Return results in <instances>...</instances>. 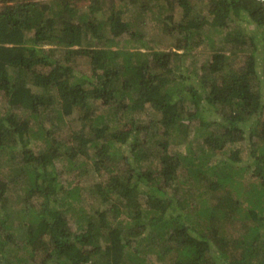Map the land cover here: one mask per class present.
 Here are the masks:
<instances>
[{
  "label": "trees",
  "instance_id": "1",
  "mask_svg": "<svg viewBox=\"0 0 264 264\" xmlns=\"http://www.w3.org/2000/svg\"><path fill=\"white\" fill-rule=\"evenodd\" d=\"M1 1L0 96L5 108L0 113V153L28 183L18 211L28 214L29 224L23 231L13 227L7 205L14 180L0 177V264H144L141 249H132L130 239L145 232L155 239L161 264H264V6L257 0H209L210 18L191 16L171 25L169 33L181 38L165 49L150 45L133 20L99 0H89L84 12H78L76 0ZM179 4L191 11L186 3ZM143 5V12L150 8L146 0ZM241 13L259 30L231 32L226 38L239 45L232 52L244 53L242 66L231 67L224 52L214 51L208 63L210 81L188 75L200 85L199 92L194 83L174 81L171 74L179 70L171 55L192 48L189 38L206 23L223 30ZM124 34L138 48L121 44ZM83 59L87 72L79 67ZM182 90L198 96L201 114L195 134L207 152L200 146L197 153L192 144L185 152L166 151L171 128L180 129L184 139L188 133L174 100ZM95 102L106 109L98 111ZM144 105L160 116L146 123L137 120L133 110ZM210 107L216 112L213 119L204 113ZM53 109V119L72 115L80 125L69 147L66 140L52 139L53 130L42 121L43 113ZM112 123L116 127L109 129ZM159 136L165 151L153 172L145 165V147ZM245 138L250 142L245 158L231 150L226 160L209 164L214 152H225ZM88 148L97 149L94 171L103 168L109 175L95 183V202L110 205L107 211L94 210L98 223L78 207L77 228L70 230L66 213L79 200V186L60 182L57 162L64 157L72 168L88 165L82 158ZM241 171L250 178L246 208L233 196L241 194L234 178ZM189 179L199 200L194 210L193 201L167 191L171 183ZM224 185L231 190L210 204L206 195ZM108 211L127 214L130 229L112 224ZM233 219L242 221V229L228 234L226 223ZM99 237L105 238L104 245ZM5 244L14 248L12 262L2 255Z\"/></svg>",
  "mask_w": 264,
  "mask_h": 264
},
{
  "label": "rangeland",
  "instance_id": "2",
  "mask_svg": "<svg viewBox=\"0 0 264 264\" xmlns=\"http://www.w3.org/2000/svg\"><path fill=\"white\" fill-rule=\"evenodd\" d=\"M99 1L102 6H112L115 7V9L121 10V15L124 18L133 20V22L136 24L135 26L137 30L143 33V39H145L150 45L157 47L160 46L165 49H167L166 47L169 43H172V40L181 38V35L177 34V32L169 33V31H172V29H169L171 25H173L174 23H182L185 20L189 19L191 16H205L208 19L210 18L208 13L209 0H154L150 2H147L148 0H146V3L150 8H144L146 9L144 12L142 10V7H144L145 5H143V2L145 0ZM1 3L2 1L0 0V5ZM75 3H77L78 12L87 11L86 6L88 5L89 0H76ZM179 3H186L187 7L190 6L191 11L189 12L188 8L186 9ZM99 16H101V14H99ZM142 16L144 18H142ZM237 31H245L249 34H253L254 32H257L259 30L255 29V25L249 23L244 14L241 13V15H235L233 17V20H228L226 29L217 31L211 28L209 23H206L200 33H196L194 35L192 34V36L189 38V41L193 44L195 43V45H193L192 48L185 50L184 52L182 50H176V56L173 54L171 55V58L173 59V65L175 64V67H177V70H179V73L171 74L175 79L174 81L194 83L193 85L196 86L199 92L200 85L198 83H195L197 81L192 79L194 77L189 78L188 75L190 73H195L200 76V80L204 79L205 81H210L213 78V75L209 72L208 63L214 51L224 52L227 55L226 61L228 62V64H231V67L239 68L240 66H242V59L245 58L244 53H242L238 49H236L235 52H232L233 48H237L239 45L237 43L235 44L234 42H229L228 39L226 40L229 33H235ZM123 38L125 40V43H122L124 41L123 40L121 44H126V47H129L131 50L134 48H138V46L133 45V42L127 41V39L130 40L127 34H124ZM138 50L142 51L143 53L149 52L147 48L140 46ZM143 57L145 56L143 55ZM147 60L151 61V56H147ZM80 63V69L83 70V72H87L88 66L85 63V60L83 59V61ZM180 73L181 75H184L183 79H181L182 77H180ZM197 97L198 96H194L189 92H184V90H182L180 94L176 95V97L174 96V100H176L177 110L181 114L182 120L180 121L183 125H186L188 133L186 138L184 139L182 137V132L180 129H170L169 135L165 137V139L169 141V144L166 147V151L170 154H175L177 151L185 152L188 144H192L197 153L199 152L198 148L200 146L201 148L206 146L202 137L195 134V131L199 126L198 124L201 114L200 110L196 108L195 104V100ZM94 104L95 106H97L98 111L103 112L106 109L105 107L100 106V103L98 102H95ZM4 108L5 104L0 96V113ZM54 112L55 109L47 110L41 117L42 121L45 123L44 125L46 129L53 130L50 133L52 139L55 138L59 141L66 140V144L69 147L70 144H74L75 141V138H73L71 135H76L75 133L79 132L80 125L76 120V116L72 115H64L62 121H57L52 118ZM133 113L134 117L143 123H146L151 117L156 118L160 116L159 113L156 110H153L149 105H144L142 110H133ZM204 113L206 116H208L209 118L211 116V118L213 119L215 117L214 113L216 112L212 107H210L209 110L204 111ZM178 123L179 121L176 122L177 125ZM110 127L114 128L116 127V124L112 123L111 125H109V129ZM161 137H158L159 141L155 142L153 140V143L145 147L146 152L148 153V156L145 159V165L147 166V169L153 172L159 170L160 166L158 157L162 154V151H165L163 145L160 143V141H162ZM35 142L41 143L42 141L40 139H37ZM249 145V140L245 138L239 142H236L235 144L227 146L225 152L219 151L216 154L214 152L212 158L209 161V164L214 163V160L217 159L226 160V153L231 150H238L239 156L245 158L246 148H248ZM206 148L207 147H205L204 149L205 152H207ZM96 152V148L86 149L85 154L82 156V158L88 161V165H83L82 167L72 168L69 161H67L64 157L58 159L57 168L60 174V182H62L66 187H71L72 184H77L79 186V200L72 203V209H69L66 213L70 230H75L77 228L76 226L78 225V213L76 214V212L79 211L76 209L78 207L81 206V213H83L87 217H91L94 222L98 223L100 219H98V217L94 215V210L106 209L107 211L110 205L109 202L103 204H100L98 201L97 203L95 202V183L98 181L105 182L109 177V175L103 168H100L101 170L98 172L94 171V163L97 158V155H95ZM16 171V165L7 160L6 154L0 153V177L3 176V178L5 179H10L13 177L14 180V182H10V190L8 191L11 204L10 206L7 205V207H10L9 211L11 212L12 216L11 222L13 224V227H17L18 230L23 231L26 228V225L29 224V217L27 213L23 214L18 210L23 205L20 201L25 198L26 186L28 185V183L26 180H22V176H17ZM183 176L186 178L185 174ZM234 178L240 181V185L237 187L241 190V194L239 195V191L233 188L234 191L238 192L237 194H233V196L234 198L242 200V207L246 208L247 203L244 198L247 199L249 197L244 193V191H246L249 187V185L247 184L248 180L250 179L249 174L241 171V173L234 176ZM23 179H26V177L23 176ZM169 186L170 187L167 188L168 192L175 191V195L181 197V199L184 198L183 196H185L188 200L194 202H192V210L198 207L199 200H197L196 195L193 193V190L196 186L192 184L190 179L189 183L177 181L175 185L171 183V185ZM139 189L141 191L142 189H145V187H139ZM152 189L155 190V188ZM229 190H231V187L229 185L221 186L215 191V193L212 192L211 194H207L206 199H208L209 203L212 204L214 203L218 195L226 194L227 192H229ZM214 194L215 196L212 197L211 195ZM145 197L146 196H144V194L139 193V200L142 203L145 202ZM32 200L33 199H29L28 203L38 204L39 202V200L37 199H35L34 202H31ZM119 204L121 205V203ZM108 213L109 215L107 216V219H110L112 224L121 226L122 229H130V225H132V223L130 222V220L128 221L129 216H127V214L119 212V215L118 213L116 214L111 211H108ZM113 215H116V217H114ZM82 219L79 221L82 222V225H84V220ZM226 229L228 234H236L239 229H242V221L240 219L237 221L233 219L230 223H226ZM145 233H142L139 237L135 236V238L133 239L131 237V248L133 249L135 248V246H138L141 249L140 258L143 259L144 264H161L157 260L156 249L158 248V245H156L157 243L155 239H153V241L149 237V235H146L147 233ZM98 242L101 245H104V243H106L105 238L103 237H99ZM13 250L14 248L10 249V244L4 245V252L2 255L5 257V259L11 262L13 259ZM94 258H96V261H99L97 259V255Z\"/></svg>",
  "mask_w": 264,
  "mask_h": 264
},
{
  "label": "built area",
  "instance_id": "3",
  "mask_svg": "<svg viewBox=\"0 0 264 264\" xmlns=\"http://www.w3.org/2000/svg\"><path fill=\"white\" fill-rule=\"evenodd\" d=\"M259 3H261L264 6V0H257Z\"/></svg>",
  "mask_w": 264,
  "mask_h": 264
}]
</instances>
